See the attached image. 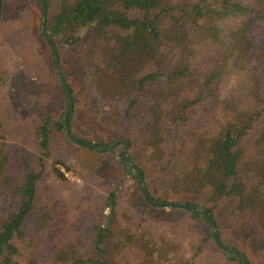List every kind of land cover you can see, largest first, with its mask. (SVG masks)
Wrapping results in <instances>:
<instances>
[{
    "label": "trees",
    "instance_id": "obj_1",
    "mask_svg": "<svg viewBox=\"0 0 264 264\" xmlns=\"http://www.w3.org/2000/svg\"><path fill=\"white\" fill-rule=\"evenodd\" d=\"M28 1L34 6L16 28L30 39L22 47L31 46L38 83L52 72L66 106L53 52L41 31L42 9L38 0ZM43 2L45 28L60 65L70 49L80 64L76 88L62 73L73 100L68 119L73 136L92 142L89 130L74 118L79 107L115 134L95 145L129 141V167L121 164L126 176L137 181L141 174L156 202L202 208L222 244L247 259L223 243L215 211L232 203V219L264 233V0ZM1 27L0 21V32ZM40 47L46 61L37 52ZM12 59L0 55V116ZM59 133L65 134L63 114L35 121L30 140L36 156L27 171L0 142V264H196L206 252L241 264L217 248L209 231L202 236L196 227L177 242L172 235L181 236L179 231L156 233L152 225L136 224L118 206L117 188L100 208L108 211L106 217L101 213L102 223L75 200L55 198L44 181ZM57 165L70 171L56 159L49 172L65 181ZM162 181L169 199L161 198ZM183 211L191 214V224L208 229L200 214Z\"/></svg>",
    "mask_w": 264,
    "mask_h": 264
},
{
    "label": "rangeland",
    "instance_id": "obj_2",
    "mask_svg": "<svg viewBox=\"0 0 264 264\" xmlns=\"http://www.w3.org/2000/svg\"><path fill=\"white\" fill-rule=\"evenodd\" d=\"M33 6L28 0H1L0 55L12 56L14 64L7 75V81L10 80L11 84L3 100H6V104H3L5 109L0 116L2 120L0 142L7 145L12 157L24 171L32 167V160L36 156L35 144L30 140L35 121L48 114L54 119H58L66 109L62 102L63 97L59 84L51 78V71H49L50 78L47 77L45 82H37V75L33 71L31 63V46L22 47L30 43L27 31L18 35L16 29L20 23L28 19L25 11L28 7L32 8ZM25 25L28 26V23ZM34 35L37 36L35 33ZM2 48L3 50H1ZM41 51L42 53H40ZM37 52L46 61L47 55L43 54L41 47ZM61 59V65L59 63L61 72L67 78L68 83L76 88L80 71L76 50H68L62 54ZM22 76L28 79L27 83H21L19 77ZM74 118L89 130V138L92 141L90 143L94 144L97 139L110 142L115 138L114 133L100 126L96 119L84 109L77 107ZM51 149L53 157L47 160L48 172L44 184L52 189L55 198L62 197L67 201L75 200L81 204L82 210L91 209L95 213L96 222L102 223L101 213L106 217L108 211L101 212L100 208L104 206V199L109 192L117 188L118 206L125 209L136 224L143 221L145 226L152 225L156 233L179 231L182 233L181 236L172 235L177 242L182 241L183 236L189 233V230H195L196 227L197 233L202 236L208 234L209 228L201 226L200 223V225L191 224L193 222L190 219V213L181 209L157 208L145 201L137 181L123 173L121 167V164L123 166V145H118L109 152L113 154L95 152L71 143L65 134L59 133L53 139ZM56 159L61 160L70 169V171H66L62 165H57L64 174L65 181L55 180L49 172L52 162ZM137 163L140 166L144 164L143 158L138 157ZM156 175L153 173L151 179ZM160 187L161 198L169 199V191L164 181L160 182ZM231 204L228 203L215 211L223 243L236 247L239 252L247 256L248 260H246L252 264H264V233L254 227H243L232 219ZM183 254L187 257L190 252L184 250ZM196 264L236 263L221 261L217 252L215 255L206 252L197 258Z\"/></svg>",
    "mask_w": 264,
    "mask_h": 264
},
{
    "label": "water",
    "instance_id": "obj_3",
    "mask_svg": "<svg viewBox=\"0 0 264 264\" xmlns=\"http://www.w3.org/2000/svg\"><path fill=\"white\" fill-rule=\"evenodd\" d=\"M38 3H39V5L42 9V12H43L41 31H42V34L45 37L46 41L48 42L50 48L52 49L57 77L60 81V84H61V86L64 90V93H65V96H66V109H65L64 114H63V124H64V132H65L67 138L72 143H74L80 147H83V148L88 149V150L96 151V152H103L105 150L113 151L114 148L117 147L118 145H124V152L122 155V163H123V166L128 168L129 166L127 163V153H128L129 146H130L129 141L118 140V141H116L113 144L108 145V146H97L93 143L78 139V138L74 137L73 134L71 133L69 123H68V119H69L70 112L73 108L72 95H71L70 89H69V87H68V85L64 79V76L61 72V69H60L59 56H58L57 49H56L54 43L52 42V40L50 39V37L48 36V33L46 31V28H45V21H46V19H45V17H46L45 4H44L43 0H38ZM0 16H1V0H0ZM137 181H138V184H139V187H140L142 194L144 195V197L146 198V200L148 201L149 204H151L157 208L190 210L196 214H200L207 221L208 228H209L210 234L212 236V240H213L214 244L217 246V248H219V250L225 256L229 257L232 260H237L241 264H250L240 254L231 251L229 248H227L225 245L222 244V242L219 240V238L216 234V228H215L214 222L212 220L208 219V217L203 212L202 208L197 207L194 204H183V203H175V202H156L150 197L149 193L147 192L146 188L144 187L141 174H139Z\"/></svg>",
    "mask_w": 264,
    "mask_h": 264
}]
</instances>
